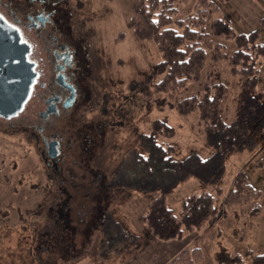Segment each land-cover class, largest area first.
I'll use <instances>...</instances> for the list:
<instances>
[{
    "label": "rangeland",
    "instance_id": "1",
    "mask_svg": "<svg viewBox=\"0 0 264 264\" xmlns=\"http://www.w3.org/2000/svg\"><path fill=\"white\" fill-rule=\"evenodd\" d=\"M10 1L13 7L26 0ZM10 1L2 0L4 5ZM63 1L58 7L70 10V24L76 28L79 23L76 29L83 37L81 44L89 51L90 103L81 109L83 125H73L70 133L58 127L64 140L70 134V149L63 146L59 180L43 161L29 132L31 125L22 124L37 112V84L17 114L0 116V264H171L182 249L195 245L202 252V264H217L222 252L240 253L245 264H252L244 252L250 248L254 253L264 252V207L249 220L248 227L245 215L237 218L228 210L218 211L213 225L186 232L182 239L159 240L151 234L141 216L149 199L160 191L139 186L137 171L131 172L133 164L138 165L140 135L150 132L155 118L166 117L175 128L173 159L192 151L206 158L213 150L195 113L182 115L168 105L160 110L152 102V83L157 76L149 77L160 55L153 41L138 39L129 27L132 0ZM19 7L20 11L27 8ZM7 12L0 6L1 19L11 22ZM223 16L238 32L257 29L258 40L264 42V24L260 23L264 0L218 2L209 22ZM12 30L31 49L35 47L33 31L21 26ZM218 41L225 44L227 53L233 52L234 41ZM204 77H218L226 84L222 115L231 120L240 100L250 96L242 76L234 72L228 59L208 58ZM255 79L252 93L264 101V60ZM262 132L255 147L227 157L221 182L226 190L234 176L245 170L250 182L261 190V202L264 127ZM202 186L191 175L171 183L167 203L178 214L181 198ZM64 200L66 212L59 208Z\"/></svg>",
    "mask_w": 264,
    "mask_h": 264
},
{
    "label": "trees",
    "instance_id": "2",
    "mask_svg": "<svg viewBox=\"0 0 264 264\" xmlns=\"http://www.w3.org/2000/svg\"><path fill=\"white\" fill-rule=\"evenodd\" d=\"M222 1L229 0H132L129 27L138 39L153 41L160 55L149 77L157 76L152 83V102L160 110L168 105L182 115L195 113L203 124L206 143L213 150L206 158L192 151L173 159L175 128L166 117L155 118L150 132L140 135L138 165L133 164L130 171H137L139 186L160 191L149 199L141 216L159 240L182 239L186 232L201 231L214 224L218 211L230 210L237 218L245 215L248 227L249 220L264 207V201L258 200L261 190L250 182L245 170L234 176L226 190L221 183L227 157L255 147L264 127V101L252 93L264 60V42L258 40L257 29L238 32L225 16L209 22ZM218 39L234 41L233 52L227 53ZM208 58L228 59L234 72L242 76L243 85L248 86L249 98L240 100L229 121L222 115L226 84L218 77H204ZM188 175L203 186L181 198L176 214L167 203L166 192L171 183L178 184ZM244 253L251 257L252 264H264V252L254 253L250 248ZM216 259L217 264H245L240 253L222 252ZM202 261V252L195 245L182 249L171 264Z\"/></svg>",
    "mask_w": 264,
    "mask_h": 264
},
{
    "label": "flooded vegetation",
    "instance_id": "3",
    "mask_svg": "<svg viewBox=\"0 0 264 264\" xmlns=\"http://www.w3.org/2000/svg\"><path fill=\"white\" fill-rule=\"evenodd\" d=\"M59 1L65 4L63 0H26L13 7L10 1V5L9 2L5 4L6 7L0 0V6L7 9L11 20L6 18L5 22L12 27H25L33 31L35 37V47L30 50L36 76L29 92L36 83L35 94L39 106L30 118L31 123L23 119L22 124L31 125L29 132L34 137L35 145L57 180L62 168L63 146L70 149V134L64 140L58 127L68 130L75 124L83 125L81 109H86V104L90 103L86 78L89 51L81 44L83 37L76 29L79 23L76 28L70 24V10L60 9L57 5ZM19 6L27 8L20 11ZM16 10H19L18 14ZM63 122L66 125H61ZM48 130L53 133L44 132ZM77 130L75 132L80 136ZM65 202L59 206L64 208V212L67 210ZM56 211L58 216L59 209Z\"/></svg>",
    "mask_w": 264,
    "mask_h": 264
},
{
    "label": "water",
    "instance_id": "4",
    "mask_svg": "<svg viewBox=\"0 0 264 264\" xmlns=\"http://www.w3.org/2000/svg\"><path fill=\"white\" fill-rule=\"evenodd\" d=\"M30 47L0 17V116L17 114L29 95L36 69Z\"/></svg>",
    "mask_w": 264,
    "mask_h": 264
}]
</instances>
